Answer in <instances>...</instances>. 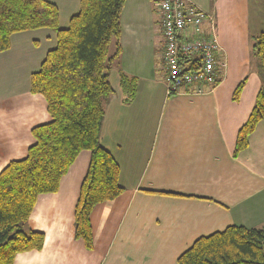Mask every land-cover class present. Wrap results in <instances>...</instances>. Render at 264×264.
I'll return each instance as SVG.
<instances>
[{"label":"crops","instance_id":"crops-1","mask_svg":"<svg viewBox=\"0 0 264 264\" xmlns=\"http://www.w3.org/2000/svg\"><path fill=\"white\" fill-rule=\"evenodd\" d=\"M189 1L215 16L226 62L222 81L199 94L168 95L163 39L156 43L151 23L137 17L121 22L122 60L128 46L131 57L126 66L117 61L109 70L115 93L105 107L101 143L118 162L125 191L93 209L94 248L88 250L75 236V206L90 162L82 152L59 191L40 196L27 222V231L44 234L43 249L17 255L14 264H179L201 237L233 225L264 226V119L247 149L234 156L262 87L254 46L264 20L253 24L250 0ZM22 36L14 35L11 48L0 52V172L25 158L35 142L33 128L51 121L45 98L30 92L46 53L21 61ZM121 74L136 80L129 103Z\"/></svg>","mask_w":264,"mask_h":264},{"label":"trees","instance_id":"trees-1","mask_svg":"<svg viewBox=\"0 0 264 264\" xmlns=\"http://www.w3.org/2000/svg\"><path fill=\"white\" fill-rule=\"evenodd\" d=\"M127 0H80V10L66 29L60 26L59 7L49 0H0V52L11 48L14 35L51 29L56 46L32 74L30 92L45 98L49 123L32 130L34 144L27 156L0 172V264H14L17 255L41 251L45 236L26 225L40 196L57 193L61 180L82 152L90 154L87 173L75 206V236L94 248L93 209L120 197V166L101 143L105 107L115 90L109 79L120 58L121 16ZM112 47L114 52L112 53ZM262 80L254 107L240 128L234 156L248 147V138L264 119V26L254 46ZM243 80L233 100L245 87ZM125 102L133 100L136 80L121 74ZM179 264H264V226H230L195 241Z\"/></svg>","mask_w":264,"mask_h":264},{"label":"built area","instance_id":"built-area-1","mask_svg":"<svg viewBox=\"0 0 264 264\" xmlns=\"http://www.w3.org/2000/svg\"><path fill=\"white\" fill-rule=\"evenodd\" d=\"M163 39L168 95L202 93L221 81L226 62L221 57L217 22L189 0H154Z\"/></svg>","mask_w":264,"mask_h":264},{"label":"rangeland","instance_id":"rangeland-1","mask_svg":"<svg viewBox=\"0 0 264 264\" xmlns=\"http://www.w3.org/2000/svg\"><path fill=\"white\" fill-rule=\"evenodd\" d=\"M53 3H55L60 10V28L66 29L69 26L70 19L76 15L80 10V0H49ZM251 4V12H252V21L255 26L259 25V22L264 20V0H250ZM122 21L123 24L128 25L129 21L132 18H139L143 24H150L152 25V34L154 36V41L156 43L160 44V41L162 40V33L161 29L158 26V13L154 7V3L151 0H140L139 5H134L132 1H129L126 3V8L122 14ZM215 17V16H214ZM263 29V25L260 26V32ZM257 35V38L259 36ZM23 37V48L22 51H20V59L21 61L29 60V59H38L43 55V53H46L53 49L56 46V39H54V35H56V32L51 29H42V30H36L22 33ZM50 35L52 36V39L50 38ZM21 37V36H20ZM39 40L40 44H36L35 41ZM257 42V39L256 41ZM256 44V43H255ZM26 46H31L32 50H26ZM18 49H21V43L17 47ZM29 51V52H28ZM114 52V47H112V53ZM19 51L17 52V54ZM30 53V54H29ZM124 55V54H123ZM123 55H121L120 64L126 66V64H129V60L131 57V49L128 46L125 50V57L126 61L122 60ZM115 65V66H116ZM115 73V72H114ZM114 75H117L119 77V73L116 71ZM112 76L111 80L114 82V77Z\"/></svg>","mask_w":264,"mask_h":264}]
</instances>
